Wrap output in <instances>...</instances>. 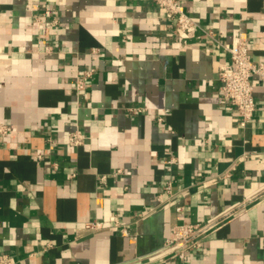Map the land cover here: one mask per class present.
Returning a JSON list of instances; mask_svg holds the SVG:
<instances>
[{
	"label": "crops",
	"instance_id": "1",
	"mask_svg": "<svg viewBox=\"0 0 264 264\" xmlns=\"http://www.w3.org/2000/svg\"><path fill=\"white\" fill-rule=\"evenodd\" d=\"M182 2L192 36L152 0H0V253L12 264H264V202L251 199L264 190V83L253 75L243 126L217 74L235 29L264 61V0ZM217 218L187 260L159 259L172 226Z\"/></svg>",
	"mask_w": 264,
	"mask_h": 264
},
{
	"label": "built area",
	"instance_id": "2",
	"mask_svg": "<svg viewBox=\"0 0 264 264\" xmlns=\"http://www.w3.org/2000/svg\"><path fill=\"white\" fill-rule=\"evenodd\" d=\"M157 6L164 10L166 18L173 20L175 28L179 31L192 36L195 32L196 22L186 11L182 0H152ZM37 21H43V15L35 13ZM57 20L54 17L50 24L56 25ZM52 46H47L46 50L50 52ZM229 52L228 60L218 62V79L220 81L219 101L223 104H231L239 115L240 124L245 126L253 118L257 109L254 97L253 75L259 76L264 83V61L255 62L251 58L249 39L245 32L235 29L232 33V42L227 46ZM94 68L84 70L77 77V88L84 89L88 80L92 77ZM162 121V118H159ZM85 135L82 132L75 131L69 136V143L73 146L82 144ZM174 162V158L169 160ZM168 192H171L172 185L168 183L165 186ZM258 202H264V190L251 198ZM178 207V210H182ZM227 215V214H226ZM221 219H212L203 222L181 223L171 227L169 235L165 239L160 249L159 259L169 257H179L185 261L192 250L199 249L203 240L220 225ZM86 227L90 229H99L103 222L91 220L86 222ZM0 264H12V260L6 253H0Z\"/></svg>",
	"mask_w": 264,
	"mask_h": 264
}]
</instances>
